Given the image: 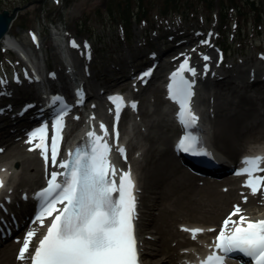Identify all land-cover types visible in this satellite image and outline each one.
<instances>
[{
  "label": "rangeland",
  "instance_id": "rangeland-1",
  "mask_svg": "<svg viewBox=\"0 0 264 264\" xmlns=\"http://www.w3.org/2000/svg\"><path fill=\"white\" fill-rule=\"evenodd\" d=\"M28 1L30 0H0V10H11L14 6ZM173 11L182 15L171 13ZM181 16H185L186 19ZM55 30L65 34L64 41L68 47L69 41L91 38L95 57L90 67L84 61V57L88 55L84 54L81 48L70 50L69 47L68 52L71 51L69 55L79 73L87 72V76L90 73L93 76L95 73L106 78L116 73L117 68L124 65L126 60L133 61L134 58L135 61L132 63L140 64L146 52L150 53L153 50L157 52L161 38L165 44L169 38L175 41H189L193 33H211L208 44L200 42L197 37L190 44H183L184 48L181 51H189L188 53L194 57L213 52L215 63L217 55L221 53L214 45L215 41L226 50L225 58L223 62L217 63L214 74H229L230 77L228 83L223 79L216 82L217 87H215L223 101V107L217 109V113L212 112V121L217 124L221 133L232 139L234 148L238 151L250 147L252 140H248V136L252 132L250 130L254 128L250 124L257 119V115L253 113L255 103L242 97V92L245 91L243 89L251 84H243L242 81L247 82L250 78L258 79L260 76L251 75L257 73L258 65L261 66L260 57L264 56V0H41L36 2L20 12L11 26L10 33L20 44L32 51L33 55H43V59L56 74L52 82L58 91V81L60 86L67 88L71 85V81L66 79L65 63L55 45L53 35ZM33 36L36 37L35 42ZM206 38L207 36L204 41ZM145 42L148 45L141 47ZM174 49L178 51L180 48L174 47ZM20 58L18 54L0 43V80L6 82L0 84V108L3 104L9 105L14 101L22 103L25 98L37 99V95L31 91L33 85L29 79L32 76L26 78L28 75L24 77L22 75L25 73L21 72L24 66ZM168 58L162 55L160 59V66L156 71L160 78L155 83L157 85H152L142 92L139 91L138 85L123 87L128 93L137 92L138 109L134 113V122L137 123L138 128L135 129V135L138 144L145 150L146 159H142L143 165L151 164L154 159L163 163L165 154H169L170 160L172 159L169 151L171 136L169 141L164 140L165 130L170 124L167 115L162 114V111L167 113V104L163 99L164 91L159 87L162 86L165 70L177 65L181 59L167 62ZM81 63H85L86 70L80 67ZM106 68L110 70L105 72ZM16 70L18 72H15ZM124 70L130 73L133 68L129 70L124 68ZM17 74H20L19 79ZM97 82L99 83V80ZM125 82L127 81L119 83L117 87L120 88ZM99 84L103 89L106 86ZM26 88L29 89L24 90ZM21 90L25 93L23 94ZM15 98L18 100H14ZM129 116V113L125 114L122 126L126 125ZM23 141L20 139L17 143ZM8 150L0 155V163L12 161V156L6 155ZM28 151L33 154V151ZM12 166L19 169L20 165L14 160ZM23 188L24 186H20L18 192L15 190L16 196ZM145 194L150 195L149 192ZM146 222L151 223L150 218ZM179 222L185 221L175 220L174 229ZM192 222L190 220L188 223ZM147 235L150 234L145 233V236ZM147 257L153 258L152 255Z\"/></svg>",
  "mask_w": 264,
  "mask_h": 264
},
{
  "label": "snow or ice",
  "instance_id": "snow-or-ice-1",
  "mask_svg": "<svg viewBox=\"0 0 264 264\" xmlns=\"http://www.w3.org/2000/svg\"><path fill=\"white\" fill-rule=\"evenodd\" d=\"M33 41H36L35 36ZM202 43L207 44L208 41ZM69 44L74 49L79 47L74 40L69 41ZM84 48L87 49L88 45L85 44ZM204 59L208 60L209 57L205 56ZM67 71L72 73L70 66ZM185 72L190 73L192 77L196 76L195 69L188 66L187 58L170 77L168 93L169 99L179 106L178 122L185 129H189L197 124L198 117L191 107L195 95V79H186ZM49 75L52 79L56 78L55 73ZM150 75V71L145 72L140 79L143 80ZM4 83L6 82L0 80V84ZM75 95L82 102L83 90L78 88ZM109 99L114 102L115 117L118 121L121 107L120 103L116 102L122 103L123 98ZM51 100L53 103L59 102L63 105L52 124L54 135L51 148L52 165L63 171L59 173L53 171L47 181V187L36 194L40 208L34 222H39L43 227L46 218H53L30 255V246L36 233L30 230L25 234L17 259L21 262L30 260V264H139V248L134 225L137 202L131 172H122L117 185L114 179L117 170L108 158L111 148L103 136L91 131L87 133L89 138L87 150L77 148L69 152L67 160L58 163V143L62 139L64 117L68 114L69 106L58 94L52 96ZM131 107L135 109V103H132ZM100 131L105 136L108 135L103 123L100 124ZM46 133L47 125L35 129L29 133L27 143L32 144L34 139L40 141L34 148L41 149V155L47 165ZM116 135L118 136V133ZM198 143L200 141L197 136L186 133L179 139L176 147L180 151L194 155H210L202 148H198ZM118 151L123 155L125 150L119 148ZM262 161L264 157H246L242 161L245 167L236 173L247 176L244 187L253 195L264 190V176L256 175L264 172V168L260 166ZM3 186V181H0V187ZM58 204L63 207L57 208ZM54 213L56 214L53 216ZM240 213L241 209L236 207L224 221L216 237L215 250L202 260L201 264H225L231 253L243 254L250 258L252 264H264V219L251 221ZM236 215H239V220L233 221L232 216ZM230 224L234 227L230 232H226ZM183 230L190 231L193 239L204 231L200 228Z\"/></svg>",
  "mask_w": 264,
  "mask_h": 264
},
{
  "label": "bare ground",
  "instance_id": "bare-ground-1",
  "mask_svg": "<svg viewBox=\"0 0 264 264\" xmlns=\"http://www.w3.org/2000/svg\"><path fill=\"white\" fill-rule=\"evenodd\" d=\"M10 29L0 39V43L5 45L6 48L12 49L21 57V60L24 61V68L26 71L30 72V75H38L40 78H43V70L40 68V61L41 58H43V55H33L32 51L25 48L14 38V36L11 35ZM53 35L55 45L62 54L64 61H68L66 68L70 66L72 69V73L70 74L68 72V76L73 80H76V82H74V86L78 88L81 87L84 92H88V89L85 86L87 84L83 79L84 75H80L76 67L74 66L73 68V65L71 64L72 61L67 53L68 50L64 41L65 34L62 31L55 30ZM205 56L209 57V59L205 60ZM214 56L215 54L212 52L207 55H203L202 57H194L185 53L184 60L185 58L188 59L190 68L195 69L196 75H198L205 70L202 69L204 68L202 63L210 64L211 66L214 65ZM124 65H120V68H126L127 70L131 69L133 65L132 59ZM239 65L241 66V64ZM255 68L257 67L255 66ZM106 70L110 69L106 68L105 72ZM144 71L145 70L142 72ZM261 72L264 74V69L261 70ZM45 73L47 74V71ZM99 75L94 73L92 76L90 73L86 76V78H88V83L91 84L90 90L92 92H90V95L93 96V99H96L94 96L95 93L99 92L100 89L103 88L99 83L105 84V76ZM258 75L259 74L257 73V76ZM225 76L230 77L229 74H226ZM218 78H223V75L218 76ZM197 79L199 87L198 90L195 91V99L197 100L198 109L195 107L194 109L195 111H201V115L203 116V125L208 130L207 134L210 135L209 138H212V146H215L217 149L224 152L225 156L234 159L235 148L232 139L224 133H221L217 124L214 121H211L212 112H216L217 109H222L223 107V101H221L220 95L216 90L217 79L215 77L212 78L210 76H205L204 80L201 82L200 75L195 80ZM44 80L45 79L39 81L38 88L41 92V97H39V100L37 101V103H39L37 106L42 107L44 109L43 112H47V106L50 103L51 97L57 94L61 95L62 91L64 92L62 96L65 95L68 88L66 86H60V92L52 95L53 91L48 90V84ZM98 80L99 83L97 82ZM212 80L216 86L215 90L212 86L209 87L205 85L203 87L204 84L202 83L209 81L212 84ZM228 81L229 79L226 83H228ZM262 81L263 79L258 81V83H252L249 87L254 89L256 88L255 86H258V84ZM247 82L242 81L243 84H248ZM156 89H158V87H156ZM159 89L162 90L160 87ZM257 89L252 91L250 89L245 90L242 92V95H248L250 92L255 93ZM263 94V91L262 93H259L260 96ZM133 100L135 102L136 98L134 97ZM93 102L96 104V107H91L90 104ZM252 102L255 103L253 104V108L254 113L257 115L256 118H259L258 115L260 114V111L264 110V104L262 102L256 103L253 99H251V103ZM19 104L20 103H18V105ZM18 105H16L15 112L22 111L25 105L28 104ZM256 105H258V107ZM13 107V105H8V107L2 111L4 112L8 109L12 111ZM162 114L167 115V118H169V112L165 113L162 111ZM131 118H134V116ZM2 120L4 119L2 114H0L1 125L3 123ZM109 120L110 116L105 101L91 100V102H88L87 100L84 105V112L79 116V119H74V121H72V128L76 126L77 129L76 133L72 137V140L76 141L80 139L83 134L90 131L99 134L100 124H106ZM136 128H138V125L134 122V119H128L126 125L122 126V134L124 136L123 139L130 149L128 153L130 161H127L122 168L129 171L132 170L134 173L138 172V184L136 187L137 189L140 188L137 191V194L140 198L139 203L142 205V210H140L141 220L137 224L136 231L139 235V246L141 252L143 253L141 260L144 264H193L196 254H194L189 247L196 246L197 249H202L207 244V237L210 236L209 229L207 228L217 224L219 225L222 218L224 216H228V212L233 208L235 209L236 207H239L242 209V215L247 219H258L264 217V193L260 192L253 195L248 188L241 184V182L232 180L225 184L205 183L204 185L199 186L195 183L192 175H189L188 172H185L175 166L173 160H170L169 154H165L164 159L162 160L163 163L154 159L151 164L147 163V165H143L142 159H146V154L142 145L138 144L139 141L136 139ZM175 131L174 127L169 124V128L165 130L164 140L169 141V136L174 135L173 132ZM3 136L6 137L8 134H4ZM248 140H255L260 143L261 146H264V128H257L252 131L248 136ZM17 142L14 141L9 144L10 147H7L10 149H7L8 151L6 155H11L12 161L0 163V178L4 184V186L1 187L2 191H6L8 187L12 189H18L20 186L33 188L35 185L41 184L45 174L46 167L39 159V155L36 150L38 148H34L35 143H32V147L36 154H30L23 149V147L28 146L27 141L22 143ZM14 160L20 165L19 169L13 168L12 165ZM222 186H227V188L222 189ZM13 192L14 191H12V193ZM146 192H149L150 195L147 196L145 194ZM15 203V209L28 207V203L25 202L22 203L19 201ZM149 218L151 223L143 222L147 221ZM16 219L19 222L22 221L20 217H17ZM175 220L176 222L181 220L185 222H179L176 229H174L173 225ZM190 220L193 222L188 223ZM45 221H48V219ZM183 225H189V227H205V232L197 234L196 238L193 239L190 231L180 229ZM40 226L41 225L38 222L34 227H32V231H35V233L38 232ZM145 233L150 234V237L144 236ZM153 233H156L157 235H154ZM198 238L204 239L201 246L196 241ZM34 240H36L35 237L32 242ZM204 242L205 244H203ZM20 245L21 244L18 246L15 244L7 245L3 251L0 252V264H27V262L19 261L16 255H14L19 253ZM181 248L188 249L180 253ZM149 255H152L153 258L149 259L147 257ZM182 258L185 259L178 263V260Z\"/></svg>",
  "mask_w": 264,
  "mask_h": 264
},
{
  "label": "water",
  "instance_id": "water-1",
  "mask_svg": "<svg viewBox=\"0 0 264 264\" xmlns=\"http://www.w3.org/2000/svg\"><path fill=\"white\" fill-rule=\"evenodd\" d=\"M41 0H30L22 5H16L11 10L3 9L0 11V39L6 34L13 21L18 18L21 11L29 8Z\"/></svg>",
  "mask_w": 264,
  "mask_h": 264
}]
</instances>
